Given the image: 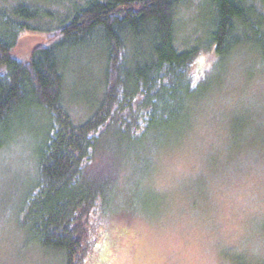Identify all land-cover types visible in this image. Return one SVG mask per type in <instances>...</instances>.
Listing matches in <instances>:
<instances>
[{
    "label": "trees",
    "instance_id": "1",
    "mask_svg": "<svg viewBox=\"0 0 264 264\" xmlns=\"http://www.w3.org/2000/svg\"><path fill=\"white\" fill-rule=\"evenodd\" d=\"M191 2L0 0V152L25 151L11 163L24 176L8 199L23 250L86 264L97 214L152 205L140 204L142 191L157 195L147 180L155 158L187 136L202 98V53L223 62L248 45L264 69V0H200L204 35L185 47L177 20ZM68 103L91 114L76 121Z\"/></svg>",
    "mask_w": 264,
    "mask_h": 264
},
{
    "label": "rangeland",
    "instance_id": "2",
    "mask_svg": "<svg viewBox=\"0 0 264 264\" xmlns=\"http://www.w3.org/2000/svg\"><path fill=\"white\" fill-rule=\"evenodd\" d=\"M200 3L193 0L179 10L181 46L203 38L208 9ZM30 39L25 36L23 43L29 46ZM258 56L245 45L227 61L217 62L208 52L197 58L202 98L187 136L155 158L147 180L157 195L142 191L140 204L152 205L143 204L144 215L121 208L97 214L98 244L86 264H264V69ZM70 67L79 70L76 62ZM68 107L76 121L91 114L83 104ZM33 129L34 124L28 128ZM25 143L30 151L32 143ZM19 154L0 152V264H62L55 253L23 250L14 222L18 212L8 208L11 183L24 176L11 164ZM103 161L99 157L97 166ZM177 161L184 164L179 170ZM195 177L202 185L192 188Z\"/></svg>",
    "mask_w": 264,
    "mask_h": 264
},
{
    "label": "clouds",
    "instance_id": "3",
    "mask_svg": "<svg viewBox=\"0 0 264 264\" xmlns=\"http://www.w3.org/2000/svg\"><path fill=\"white\" fill-rule=\"evenodd\" d=\"M184 166L183 162L177 161L176 162V168L177 170H179L180 168H182Z\"/></svg>",
    "mask_w": 264,
    "mask_h": 264
}]
</instances>
